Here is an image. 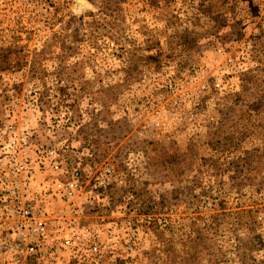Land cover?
I'll use <instances>...</instances> for the list:
<instances>
[{"label":"rangeland","instance_id":"rangeland-1","mask_svg":"<svg viewBox=\"0 0 264 264\" xmlns=\"http://www.w3.org/2000/svg\"><path fill=\"white\" fill-rule=\"evenodd\" d=\"M19 162L40 264H264V0H0Z\"/></svg>","mask_w":264,"mask_h":264},{"label":"built area","instance_id":"built-area-1","mask_svg":"<svg viewBox=\"0 0 264 264\" xmlns=\"http://www.w3.org/2000/svg\"><path fill=\"white\" fill-rule=\"evenodd\" d=\"M32 171L16 163L9 171H0V263L40 264L38 249L49 241V225L27 204L29 177ZM64 217V215H62ZM9 227V228H7ZM56 239L61 245L79 248L86 244L88 229L72 231L66 236L62 225L56 226ZM7 228V229H6ZM82 235V236H81ZM51 243V242H49Z\"/></svg>","mask_w":264,"mask_h":264},{"label":"water","instance_id":"water-1","mask_svg":"<svg viewBox=\"0 0 264 264\" xmlns=\"http://www.w3.org/2000/svg\"><path fill=\"white\" fill-rule=\"evenodd\" d=\"M81 0H79V2H80ZM81 4V3H80Z\"/></svg>","mask_w":264,"mask_h":264}]
</instances>
